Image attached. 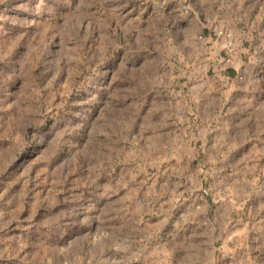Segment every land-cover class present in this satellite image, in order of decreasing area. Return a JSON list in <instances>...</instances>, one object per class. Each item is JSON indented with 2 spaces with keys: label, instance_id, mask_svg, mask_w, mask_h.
<instances>
[{
  "label": "rangeland",
  "instance_id": "374dc122",
  "mask_svg": "<svg viewBox=\"0 0 264 264\" xmlns=\"http://www.w3.org/2000/svg\"><path fill=\"white\" fill-rule=\"evenodd\" d=\"M233 1L0 0V264H264V0ZM237 18L232 87L198 47Z\"/></svg>",
  "mask_w": 264,
  "mask_h": 264
},
{
  "label": "crops",
  "instance_id": "0c3cea01",
  "mask_svg": "<svg viewBox=\"0 0 264 264\" xmlns=\"http://www.w3.org/2000/svg\"><path fill=\"white\" fill-rule=\"evenodd\" d=\"M232 8L236 11L237 15L243 13V0H234L231 4ZM242 19L237 18L236 22L229 23L227 21L223 23H217L214 27L216 34L215 37L209 38V40L214 39L212 45L207 47H198L199 51L206 53V61L208 63V67L216 69L218 67V75L227 81H231L232 87H234L235 79L243 75V57L247 60V66L252 64L253 60L252 54L249 52V48L243 47V22L241 24ZM229 32L231 34V38L223 35L222 32ZM227 41H233L235 48L234 52L231 54V59L229 62H225L227 55H229V51L226 47ZM254 48V47H253ZM243 52L249 54L247 57L243 55ZM227 68V69H226ZM223 70V71H222ZM236 86V84H235ZM239 86V85H237ZM251 257V256H250Z\"/></svg>",
  "mask_w": 264,
  "mask_h": 264
},
{
  "label": "built area",
  "instance_id": "2783aa9c",
  "mask_svg": "<svg viewBox=\"0 0 264 264\" xmlns=\"http://www.w3.org/2000/svg\"><path fill=\"white\" fill-rule=\"evenodd\" d=\"M225 33V35L227 36V37H231V34L228 32H224ZM226 47H227V49H228V51H229V55L231 56V54L234 52V43L232 42V41H228L227 43H226Z\"/></svg>",
  "mask_w": 264,
  "mask_h": 264
}]
</instances>
